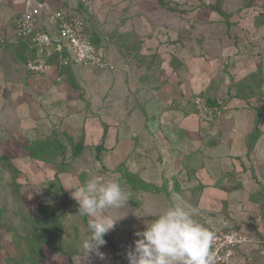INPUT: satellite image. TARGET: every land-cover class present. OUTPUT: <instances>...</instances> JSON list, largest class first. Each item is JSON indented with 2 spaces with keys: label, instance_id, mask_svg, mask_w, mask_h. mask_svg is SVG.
I'll use <instances>...</instances> for the list:
<instances>
[{
  "label": "rangeland",
  "instance_id": "obj_1",
  "mask_svg": "<svg viewBox=\"0 0 264 264\" xmlns=\"http://www.w3.org/2000/svg\"><path fill=\"white\" fill-rule=\"evenodd\" d=\"M25 1L0 0V35L10 36V33H3L5 28L11 32L15 30L25 10ZM36 1L47 2L53 10L75 12L83 17L86 32L95 38L97 47L115 69L100 71L75 65L66 52L63 58L51 55L47 59L52 64L51 70L33 74L26 69L28 59L35 56L33 52L27 56L21 54L18 45L0 49V264H70V260L78 264L83 241L90 235L89 218L77 214L79 206L70 189L81 186L95 175L119 179L130 193V201L127 208L111 210L112 216L121 219L104 237L106 244L100 251L105 258L102 260L92 253L88 264H128L127 252L134 248L138 238L135 233L144 229L145 220L151 219L145 216L146 210L167 208L174 194L195 206L201 221L215 234L234 233L245 240L234 248H219L218 255L214 254L216 264H264V202H253L264 184L262 168L256 171V167L263 164L264 155L255 161L246 158L249 171L241 172L244 175L236 176L235 172L224 174L221 180L187 181L190 175L179 174L180 165L166 160L162 150L154 149L157 132L152 131L156 133L152 138L148 135L151 125H148L150 129L138 130L133 142L127 137L119 138L118 117L115 119L112 103L117 105L121 100L129 111L141 115V107H138L141 91L131 84L123 89V84H115L118 80L114 81V76L119 74V69L110 49H114L118 32L137 29L144 34L149 29L152 36H157L154 43L161 39L171 46L178 37L190 57L199 55L191 59V66H199L203 80L220 79L224 70H219L221 64L217 67L215 63L220 60L215 43L226 42L228 37L224 30L233 32L236 40L243 39L238 38L239 29L257 38L255 16L264 10V0H224L220 7L228 16L212 10L220 0H163L170 9L159 0H95L92 15L85 13L77 0ZM145 12L149 19L144 21L140 15ZM252 35L246 38L249 45L251 42L258 45ZM125 54L128 60V52ZM250 55L260 61L257 51L251 49ZM121 69L120 78L125 74L129 80L134 73L129 62ZM256 79L257 85H262L261 77L257 75ZM198 96L208 102L224 100L228 111L232 108V99L226 92L210 99L197 91L192 97L194 108V98ZM248 108L254 106L249 102ZM143 122V119L138 120L135 126L142 127ZM199 124L204 132L206 126L212 125L200 120ZM145 138H149L152 147L139 149ZM53 142L64 146L66 154L58 152L53 157L48 152L41 158L30 155V148L49 147ZM78 143L84 144V150L80 156L73 157ZM216 143L217 140L213 145ZM203 149H207L205 144ZM206 151L217 153L214 149ZM219 155L224 156V153ZM235 163L239 165L240 162ZM45 206H52L60 217L66 254L42 247L32 238V227L42 218L39 208ZM112 243L118 252L116 257Z\"/></svg>",
  "mask_w": 264,
  "mask_h": 264
},
{
  "label": "crops",
  "instance_id": "obj_2",
  "mask_svg": "<svg viewBox=\"0 0 264 264\" xmlns=\"http://www.w3.org/2000/svg\"><path fill=\"white\" fill-rule=\"evenodd\" d=\"M17 1L24 3L25 0ZM140 17L144 21L149 19L148 13ZM51 29L53 26L47 23V16L43 14L38 32ZM150 31L147 29L143 34L137 29L122 30L116 34L114 53L113 47L110 48L113 61L119 69V74L114 76V81L118 80L115 84L117 86L123 84L121 89L131 84L136 89L139 87L138 92L141 91L138 104V107H141V115L129 111L126 103H122L115 96L119 102L117 105L112 103V109L115 119L118 117L119 138L127 137L133 142V135L138 134V130L150 129L152 126L151 132L148 130V135L152 138V134H156L152 131L156 130V144L153 145L152 142L150 144L149 138H145L139 149L141 147L148 149L153 145L156 151L162 150L161 153L166 160L180 165L179 174L186 177L190 175L187 181L197 178L221 180L224 174L228 175L227 173L236 172V176L247 173L249 169L245 159L254 158L255 161L257 157L264 155V25L256 28L255 32L252 31L257 38L251 32L239 29L238 38L243 39L236 40L237 37L233 38V32L224 30L228 37L226 42L221 44L223 40H215L218 41L215 43V50L220 57L215 63L217 67L221 64L219 70L224 71L220 79H213L210 82L202 79L199 66L194 64L191 66V61L199 55L194 54L190 57L178 37L174 39L175 44L168 46L161 39L154 43V37L157 36H152ZM4 32L10 33V36H6L9 39L6 46L18 45L21 54L27 56L35 50L38 59L46 61L51 55L57 56L51 51L38 54L32 38L17 40L14 37V29L11 32L5 28ZM258 32L262 35L260 36ZM251 35L252 39L258 41V45L251 41L252 44L249 45L246 38L250 39ZM197 44L196 47L200 49ZM251 49L259 53L260 61L257 62V59L250 55ZM125 52H128L127 58L130 57L128 60ZM126 62H129L130 69H134L129 80L125 74L120 78L123 71L121 66ZM50 66L52 68V64ZM257 75L261 77L262 85H257ZM197 91L205 93L210 99H215L218 94L226 92L232 99L231 110L216 124L206 126L205 132L201 129L192 103V97ZM259 93L261 95L258 97ZM249 102L254 108H248ZM142 119L144 121L142 127L135 126V123ZM216 140L217 143L213 145ZM204 144L208 150L214 149L217 153L213 155L206 151L207 149H203ZM221 153H224V156L219 155ZM236 161L240 162L239 165L235 163ZM259 168L264 172V160L261 166L256 167V171ZM204 174H206L204 177H199Z\"/></svg>",
  "mask_w": 264,
  "mask_h": 264
},
{
  "label": "clouds",
  "instance_id": "obj_3",
  "mask_svg": "<svg viewBox=\"0 0 264 264\" xmlns=\"http://www.w3.org/2000/svg\"><path fill=\"white\" fill-rule=\"evenodd\" d=\"M70 190L79 206L77 214L89 218L90 235L83 241L78 264H88L92 253L103 260L105 254L100 248L106 244L104 237L121 219L110 212L127 208L130 193L119 179L108 175L92 176ZM200 215L179 194H174L163 210L149 207L145 216L151 219L145 220L144 229L135 233L138 238L127 252L128 264H216L212 250L216 234L201 221Z\"/></svg>",
  "mask_w": 264,
  "mask_h": 264
},
{
  "label": "built area",
  "instance_id": "obj_4",
  "mask_svg": "<svg viewBox=\"0 0 264 264\" xmlns=\"http://www.w3.org/2000/svg\"><path fill=\"white\" fill-rule=\"evenodd\" d=\"M85 13L94 14L95 0H77ZM47 16V23L53 26L51 30L38 32L39 22ZM17 39L32 38L39 54L51 51L60 57L66 52L71 56L75 65L87 68H97L100 71H113L115 66L107 57L100 54L99 48L93 43L91 36L86 32L85 19L76 13L53 10L47 2L27 0L25 10L17 21L14 30ZM9 39L0 35V48L4 47ZM68 64V63H67ZM51 64L44 59L29 60L27 70L33 74H42L50 70ZM196 114L203 123L212 124L221 120L229 110L224 100L212 103L198 96L194 98ZM245 240L234 233L218 232L212 242L215 255L221 247L234 248Z\"/></svg>",
  "mask_w": 264,
  "mask_h": 264
},
{
  "label": "trees",
  "instance_id": "obj_5",
  "mask_svg": "<svg viewBox=\"0 0 264 264\" xmlns=\"http://www.w3.org/2000/svg\"><path fill=\"white\" fill-rule=\"evenodd\" d=\"M159 1L163 6H167V8L170 9L169 5L165 1H163V0H159ZM223 1L224 0H220L219 3L215 4L212 7V10L214 12L219 13L221 16H228V13L226 12V10L223 9L222 7H220V5ZM263 9H264V5H263ZM171 10H173V9H171ZM263 25H264V10H262L261 13H259L257 16H255V26L256 27H262ZM17 40H24V39H17ZM92 40L96 46H99L97 44L98 42H96L95 38H92ZM8 43H9V41H7L5 46L0 48V49L5 48ZM100 54L103 57H106L105 53H103L101 50H100ZM34 55L35 56H32L31 58L33 60L38 59L37 53L35 50H34ZM31 58H29V59H31ZM212 102L213 101H211L210 103H212ZM104 137H106V134ZM49 147H51L50 149H52V151H49ZM49 147L48 146H44V148L43 147H38V148L32 147V148H30V155L33 158H41V157H44L46 155V153H48V152H49V154L53 155V157H56L58 152L62 153L63 155L66 154L64 146H59L53 142V144L49 145ZM100 147H98V149H101ZM83 150H84V144L83 143L76 144V146L73 149V157L80 156L81 153L83 152ZM152 189H157V188H152ZM263 193H264V186H262L260 191H258L256 194L257 196L261 195V198L260 197L257 198V196H256L255 198H253L254 199L253 202H256V203H258V201L264 202ZM39 212L41 213L42 218L33 225V227H32V236L33 237L32 238L34 240H36L39 243V245L42 247H50V248L56 249V250L66 254L67 252H65L63 250V246H62L63 227H62V223H61L59 215L56 213L55 209L52 206H45L43 208H39ZM111 246L113 247V250H114L113 254L116 257L118 255V252L115 249V245L112 243ZM70 264H73L72 260H70Z\"/></svg>",
  "mask_w": 264,
  "mask_h": 264
}]
</instances>
